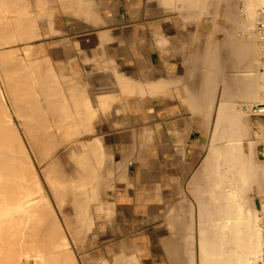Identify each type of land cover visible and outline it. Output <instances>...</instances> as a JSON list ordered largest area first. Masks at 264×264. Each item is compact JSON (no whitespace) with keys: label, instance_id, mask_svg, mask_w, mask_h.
I'll list each match as a JSON object with an SVG mask.
<instances>
[{"label":"bare ground","instance_id":"1","mask_svg":"<svg viewBox=\"0 0 264 264\" xmlns=\"http://www.w3.org/2000/svg\"><path fill=\"white\" fill-rule=\"evenodd\" d=\"M19 1L0 0V264H80L83 262L82 255L79 254L82 257V259L79 257L81 262L76 261L77 257L75 258V255L80 253L87 239L94 237L93 234H89L90 230L88 228L92 225V217L88 213V211L90 212L88 210L89 206L85 207V203L88 204L87 202L92 200L96 202V196L101 190L99 188L102 186L104 188V185H107V182L101 180L105 153L104 151L90 150V146V149H86L87 151H83L85 150L83 148H81V150L83 149L81 151L76 141L79 150L76 148V144L72 142L77 150L73 151L72 156L70 155L74 157L71 158L72 160L75 159V167L73 178L70 176L71 179H69L66 176L69 174L66 173L68 172L66 171L67 165L66 167L61 166L60 162L54 159L47 164L45 163V165L41 164L45 162V159L51 157L55 151L46 145L47 142H43V144L50 147L48 149H41L42 147L40 148L39 144H36L39 149H29L30 132L28 131L25 135L18 133L13 114L17 115L18 118H22L24 127L28 126L30 121L33 122L29 117L31 116L32 119L34 117L32 115H37V111H35L37 103H34L37 100L35 101V99H40L39 96L45 93L43 91L38 94L36 91L37 94H35L34 87L30 86L31 82L38 79L36 82L38 81L37 83L40 84L39 78L40 82L41 79L46 82L51 78L50 73L44 72L41 65L40 69L42 71L36 70L34 72V69L39 68V64L35 65L36 63L43 62L42 65L49 64L48 67L50 66L51 61L48 64L44 63L46 61L45 57L39 60L31 58L32 52H34V42L37 40L44 41L47 34L41 32L39 23L35 21L34 17L31 18L32 12L29 11L28 7L30 0L29 2H22L25 0H21L20 3ZM57 1H59V4L64 1L60 5L64 3L63 8L73 12L76 16L78 15L84 22L93 25L103 23L99 13V5L94 0ZM263 1L139 0L147 9L155 8L158 10L157 13L163 16L177 15L181 17L184 25L188 28H192L196 21L210 23L214 27L212 28V43H208V50L213 49V51L207 50L211 54L207 55V52H205L202 56L200 54L198 58L203 57L202 63L199 62L202 64L203 69L201 72L203 76H200V73L199 76L204 78L199 80H202L201 83L203 82V84L198 89L194 85L196 89L192 91L190 89L189 91L186 87L193 109L202 110L206 107L208 108L206 110H209V108H214L210 143L201 169L202 173H208L209 177L202 188L192 184L189 192L186 193L188 197L186 198L184 212L186 213V220L191 225L186 235L187 238L191 239L189 250L187 248L186 251L189 258L188 264H254L256 258L262 256L264 251L263 235L259 228V222L264 220V154L258 153L256 151V141L248 138L249 128L254 122L261 123V132L264 133V116L254 114L252 107L257 103H251L257 101L264 103V36H258L252 31L257 17V9ZM15 2L23 5L17 8ZM31 2L35 1L31 0ZM26 3L29 5H26ZM34 5L31 4L30 6L35 8ZM37 6L41 7V5ZM38 10H36L37 14L40 13ZM13 12H23V15L19 16L20 13L18 16H13ZM44 13L48 12L44 11ZM222 13L226 21L223 25L219 22ZM48 29L52 33L53 25L48 26ZM97 36L103 44L112 40L108 30H99ZM40 45V47H43V44ZM225 47L230 50L229 55L232 54L233 60L237 61L233 65L232 70H234V73L231 72L232 75L229 74L232 71H228L229 66L222 63V61L226 63V59L223 60V57L218 56L220 54L216 55L219 49ZM259 54L262 55L260 62L263 70L261 72H258L255 68L256 58ZM229 58L227 60L228 65L232 61ZM190 60H188V63ZM106 62L108 63L107 59ZM31 63H35L32 65V72L27 69ZM236 64L237 67H235ZM192 65L195 67L194 63ZM253 66H255L254 69ZM19 67L20 69L21 67L26 69H21L20 73ZM193 68L191 70L195 72L194 70L197 69ZM229 68H232V66L230 65ZM38 72L46 74L42 76V73L39 75ZM45 75L48 78H43ZM196 75L198 76V74ZM160 77L146 78L143 82L138 79L136 81L126 80L123 79V76L117 74V81L118 85L122 86L124 93L153 98L166 93L174 86L172 79L166 80ZM198 77L196 79L194 77V81ZM228 77H232V79L229 80ZM36 82L32 83L35 84ZM38 84H35V86ZM20 85H25L27 89L21 91ZM16 86L19 87L17 92L20 90L24 95H21L23 93L16 95L20 93V91L15 93L14 88ZM30 87L33 88V91H30ZM192 87L193 85L190 86V88ZM193 91L196 94L193 95ZM31 92H34V97L38 95L39 98L34 99ZM237 94L239 99L243 100L242 103L247 108L246 112L242 110L240 104L234 101ZM196 97L198 101H195ZM200 99H202L201 103L199 102ZM18 101H24V105L21 102H19L21 103L19 105ZM31 101H33L35 108ZM31 107L34 108L33 111ZM41 110L45 113L43 109ZM63 110H65V106ZM63 110L62 112H64ZM65 113V115L63 113V118L67 119L68 114L66 111ZM56 116L58 115L56 114ZM208 121L210 122V120ZM35 122H38V120H34L33 124ZM33 124L31 123L32 126ZM47 127L49 128V126ZM35 129L38 132L40 131V129ZM145 129V137L150 140V128L146 127ZM32 131L35 130L32 129ZM38 132L35 131V133ZM42 133H45V131L42 130ZM42 133L39 132L38 134L41 136ZM48 134L43 135L41 138L36 135L39 138L33 137L32 139L39 142L46 140L49 136L52 139V135ZM67 136L64 135L62 138ZM69 138L71 139V137ZM53 139L55 140V138ZM85 145L87 146V144ZM85 145L83 146L85 147ZM33 147L35 148L34 145ZM128 161H131V159H128ZM121 162L123 161L116 165L119 171L126 168L123 166L125 164ZM69 168H72V166H69ZM109 171L112 172V170ZM109 171L106 173L110 178L109 174H112ZM101 182L105 184L102 185ZM51 193H53L57 203L54 208L56 212L53 211L54 209L48 200ZM69 195L72 200L65 199L77 205L75 206L77 208H75L76 212L73 214L63 212L62 208L64 196ZM179 195L183 197L184 193H179ZM256 195L262 197V210L253 208V198ZM170 199H167L166 203L169 207L174 203V200ZM173 207L172 205L171 208L173 209ZM108 214L109 211L96 215L104 218ZM180 218H182L181 214L180 217L172 215L173 221ZM72 219L80 221L82 228H73L74 224L70 223ZM88 252V254L91 253ZM134 257L130 256L127 259L119 254L112 264H139L134 260ZM93 264L110 263L100 258Z\"/></svg>","mask_w":264,"mask_h":264},{"label":"crops","instance_id":"2","mask_svg":"<svg viewBox=\"0 0 264 264\" xmlns=\"http://www.w3.org/2000/svg\"><path fill=\"white\" fill-rule=\"evenodd\" d=\"M26 1L29 2V0L22 2ZM34 1L32 3L30 0L29 4H36L33 6L35 8L27 4L28 2L26 5H29V11L32 12L31 18L34 17L40 25L41 32L47 35L44 41L34 42L31 58L39 60L45 57L44 63L51 62L49 67V64L42 65L43 62L31 63L29 65L31 67L27 69L32 72V65L39 64V68L38 66L35 67L37 69L33 68L34 72L40 71L41 65L44 72L50 73L51 78L46 82L41 79L42 84L40 78V84L36 82L38 79L32 81L38 84L36 86L31 82L30 86L34 89L30 87V91L35 90L38 94L45 91V93L41 94L43 97L39 96L40 100L35 99L39 98L38 95L34 97V92H31V96L35 101L37 100L34 102L37 103L35 109L37 115H32L34 116L32 119L31 116L29 117L33 122L30 121L28 126L24 127L22 118L13 114L18 133L25 135L30 132L29 144L26 142L30 145L29 149H39L38 145L36 146L39 144L41 149L51 147V150H55L51 157L41 164L45 165L54 159L59 161L61 166L67 165L66 173L69 174L66 176L69 179L70 176L73 178L75 159L72 160L71 158L74 157L71 156L73 151L78 149L77 144L80 150L85 149H82L83 151H87L90 147L93 151H104L101 180L107 182V185L101 182L100 184L105 185L104 188L103 186L99 188L101 190L96 196L97 201L92 200L93 202L89 201L88 204L85 203L86 206L84 205L89 206L88 213L92 217V225L88 229L89 234L94 236L92 239H87L84 245L103 246V250L97 248L100 255L96 259L103 258L112 264L120 254L127 259L135 256L134 260L139 264H188L186 251L187 248L189 250L191 239L186 235L191 225L186 220L184 212L188 197L186 193L189 192L192 184L202 188L209 177L208 173L203 174L201 169L210 143L214 108L193 109L186 87L192 91L203 84L202 80H199L204 79L200 78L203 76L201 73L203 69L202 64L199 63H202L203 57L198 58L200 54L202 56L207 52L208 55L213 51L211 48L208 50L213 39L212 25L196 21L192 28H188L177 15L147 13L149 9H146L141 2H136V5L144 8H136V12L139 13L134 14L132 9L127 8L132 5V0H94L99 5L103 23L93 25L63 8L64 3L60 4L64 1L60 4L57 0ZM21 5L17 2L15 7ZM37 5H41L42 8ZM36 10L40 13L37 14ZM13 14V16H22L23 12H13ZM50 25H53L52 33L48 29ZM99 30H108L112 40L103 44L97 36ZM40 44H43V47H40ZM192 54L194 55L190 58ZM189 59L191 60L188 63ZM233 59L231 58V62L234 61L235 65L237 61ZM190 63L195 64V67L192 66L197 69L194 70L196 73L192 72L193 67L189 66ZM18 69L21 73V69L26 68ZM41 73L38 72L39 75ZM46 73H42V76ZM117 74L126 80L138 79L143 82L146 78H159L162 75L161 79H172L174 86L166 93L153 98L139 97L136 94L123 92L122 86L118 85ZM45 77L47 75L43 78ZM194 77L195 79L198 77L196 81ZM227 79L230 80L232 77ZM192 85L193 87L190 88ZM20 86L21 91L27 89L25 85ZM17 88L19 89L18 86L14 88L15 93L20 91L17 92ZM21 91L16 95L23 93ZM30 91L28 90L29 93ZM193 92V95L196 94L195 91ZM238 94L234 101L245 110V104L239 99ZM195 101H198L197 97ZM19 102L24 105V101ZM31 102L34 107L33 101ZM199 102L201 103L202 99ZM64 106L65 110H63ZM33 107H31L32 111L35 108ZM41 109L45 111L46 116ZM65 111L68 114L67 117L65 116L67 119L63 118ZM56 114L63 116L58 117ZM36 119L38 122L33 124ZM146 127L150 128V140L145 137ZM252 127L259 128L261 123L254 122ZM35 128L40 129V133L42 130L45 133L40 136ZM48 132L52 135V139L50 136L42 142L32 139L38 136L41 138ZM64 135H68L71 139L68 136L62 138ZM43 142H47L46 145L50 147L44 146ZM72 142L76 144L77 149ZM81 143L87 144L86 148ZM120 161H123L121 163L126 167L122 171L116 167ZM108 171L112 174H109L110 178L106 173ZM182 192L183 197L179 195ZM70 197V195L64 196L62 202L63 212L66 211L67 214L76 212L77 205L65 199L72 200ZM170 198L174 200L173 209L172 205L170 207L166 205L167 199ZM48 200L54 209L57 203L53 193L49 195ZM53 211L56 212L55 209ZM107 211H109L107 217L101 218L96 215ZM180 214L182 218L173 221L172 215L180 217ZM70 223L74 224L75 229L82 228L80 221L72 219Z\"/></svg>","mask_w":264,"mask_h":264},{"label":"rangeland","instance_id":"3","mask_svg":"<svg viewBox=\"0 0 264 264\" xmlns=\"http://www.w3.org/2000/svg\"><path fill=\"white\" fill-rule=\"evenodd\" d=\"M137 0H132V5L131 6H128L127 8H129L130 10L132 9L133 10V12H134V14H136V13H139V12H136V8L138 9H140V8H144V7H141V6H137L136 5V3H133V2H136ZM138 3H140L139 2V0H138ZM136 5V6H135ZM143 5V4H142ZM144 6V5H143ZM147 9V8H146ZM147 13H149V14H156V15H161L160 13H157L158 12V10H156L155 8H149V10L148 11H146ZM222 12V11H221ZM220 22V24H225L226 23V21L224 20V14L222 13L221 14V20L219 21ZM212 28H214L213 26H212ZM229 52H230V50L229 49H226V47L225 48H221V49H219L218 51H217V53H216V55H218V54H220V56H221V58L223 57V60L226 58V63L225 62H223L222 61V63H223V65H227V66H229L230 67V65L232 66V68H229L228 67V71H230V70H232L233 69V65H234V63L233 64H231L232 62L230 61L229 62V64L230 65H228V58H229V56L231 55V57L230 58H232L233 56H232V54H230L229 55ZM261 57H262V55H258L257 56V58H256V62H255V65H256V67L255 66H253V69H254V67L257 69V71L258 72H261L263 69H262V66H261V62H260V59H261ZM229 58V60H231ZM234 70H232V71H230V75H232V73H234L233 72ZM232 72V73H231ZM251 103H259L258 101L257 102H251ZM245 110L247 111V108L245 107ZM245 110H243V111H245ZM245 111V112H246ZM252 124V123H251ZM250 129V133H249V136H248V138L249 139H253V140H255L256 141V151L258 152V153H260V154H264V133H262L261 131H262V127H259V128H254V127H252V125H251V127L249 128ZM256 132H257V134H256ZM261 132V133H260ZM256 138V139H255ZM260 199V200H259ZM262 197L261 196H258V195H256V196H254V198H253V208L254 209H256V210H262ZM261 204H260V203ZM259 206H261V208L259 207ZM83 248H81V250H80V253H78V255H75V258L77 257V259H76V261L78 260V262H81L80 261V258L82 259V257H83V262L82 263H80V264H83V263H85V264H93V263H96V261H97V257H98V255H100L98 252H97V248H101L102 250H103V246L102 247H94V246H82ZM87 248V249H86ZM88 251H90L91 253L90 254H88L89 252ZM88 252V253H87ZM100 252V251H99ZM85 253V254H84ZM86 253H87V255H86ZM82 255V257H80V255ZM84 254V255H83ZM84 256H85V258H84ZM105 256V255H104ZM80 257V258H79ZM84 260H85V262H84ZM92 261H94V262H92Z\"/></svg>","mask_w":264,"mask_h":264},{"label":"built area","instance_id":"4","mask_svg":"<svg viewBox=\"0 0 264 264\" xmlns=\"http://www.w3.org/2000/svg\"><path fill=\"white\" fill-rule=\"evenodd\" d=\"M252 31L258 36H264V1L257 9V17L252 28ZM252 112L258 116H264V103H257L252 107ZM259 228L263 235L264 240V220L259 222ZM254 264H264V251L262 256H258L254 261Z\"/></svg>","mask_w":264,"mask_h":264}]
</instances>
